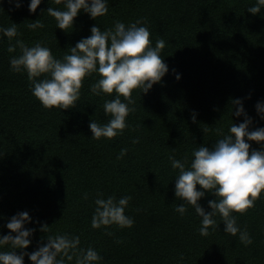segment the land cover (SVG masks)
Here are the masks:
<instances>
[{
  "label": "trees",
  "instance_id": "1",
  "mask_svg": "<svg viewBox=\"0 0 264 264\" xmlns=\"http://www.w3.org/2000/svg\"><path fill=\"white\" fill-rule=\"evenodd\" d=\"M28 3L15 8L0 0V25L16 23L19 33L12 41L0 34V234L10 231L5 225L11 216L28 211L32 221L25 226L37 229L28 252L46 243L47 235L70 233L79 235L81 248L100 253L98 264H264V193L254 207L233 213L251 244L242 243L239 233H225L219 215L215 230L201 236V218L191 206L184 216L175 211L182 201L174 195L177 170L169 160L191 158L193 148L211 147L231 123L243 122L244 116L232 118V99H241L253 119L250 130L264 127L256 110L264 102V8L248 12L256 0H109L106 15L94 20L81 11L65 32L46 11L63 4L42 0L30 13ZM36 19L44 27L29 29ZM138 19L153 46L165 41L161 55L169 71L146 94L133 91L135 111L122 135L91 138L90 119L106 123L103 104L112 98L91 92L95 74L85 78L75 107L49 110L31 94L27 74L11 70L10 58L20 50L10 53L8 46L16 39L29 46L42 42L62 58L91 35L94 24L105 30L117 20L127 25ZM122 148L127 154L117 159ZM98 192L105 198L130 195L126 214L134 225L108 226L112 235L92 228ZM210 199L215 197L206 193L199 201L206 211ZM43 223L48 233L39 230ZM25 264H32L27 256Z\"/></svg>",
  "mask_w": 264,
  "mask_h": 264
},
{
  "label": "clouds",
  "instance_id": "2",
  "mask_svg": "<svg viewBox=\"0 0 264 264\" xmlns=\"http://www.w3.org/2000/svg\"><path fill=\"white\" fill-rule=\"evenodd\" d=\"M10 3H14L15 8L23 6V0H10ZM41 3L42 0H29V12L35 13ZM54 3L63 4V8L49 6L47 14L55 19L56 28L64 31L74 27L75 18L81 11L94 20L109 11V0H54ZM262 8L264 0H256L247 11L255 15ZM27 27L36 30L43 28L44 23L36 19ZM90 32L91 35L82 37L62 58L55 57L42 42L29 46L16 39L15 43H9L8 52H16L17 47L20 51L10 58L9 63L12 71L27 74L31 94L43 108L49 110L75 107L85 78L95 74L97 79L90 85L91 92L96 96L110 95L112 98L106 99L103 104V111L109 117L106 123L90 119L91 138L112 139L122 135L129 127L127 117L135 111L133 91L139 89L141 94H146L168 73L169 66L161 55L165 41L159 39L153 46L150 30L140 19L127 25L117 20L112 28L105 30H101L96 23L91 26ZM0 34L12 41L19 35L17 24L12 23L8 27L0 25ZM176 78L180 79L179 73ZM231 104L235 108L232 118L244 116L243 122L231 123L227 133L211 147L200 144L193 148L191 158L169 156L172 168L177 170L173 179L174 195L182 201L175 211L184 216L191 206L201 218L198 229L201 236H207L210 228L215 230V217L219 215L224 224L223 231L232 236L239 233V240L248 245L252 239L247 230H242L237 224L233 213L243 214L254 207L264 193V127L250 130L253 119L248 116L241 99H232ZM256 110L264 119V102H257ZM196 115L193 110V122ZM251 141L257 142L259 149L252 148ZM132 143H139V138H134ZM127 151V148H122L117 159L123 158ZM206 193L215 197L207 202L211 211H206L199 203ZM84 198H88L87 193ZM131 199L130 195L119 198L109 195L105 198L102 192H98L91 227H104L107 235L113 234L107 231L111 225L131 228L134 219L126 214ZM31 221L28 211L17 212L7 220L5 227L10 231L0 234V264H25V256L32 264H72L73 261L74 264H98L103 259L95 248H81L79 235L70 233L47 235L46 243H38L35 250L26 251L37 230L25 226ZM39 230L48 233L49 225L43 223ZM6 247L10 250H3ZM17 250H20L19 253Z\"/></svg>",
  "mask_w": 264,
  "mask_h": 264
}]
</instances>
